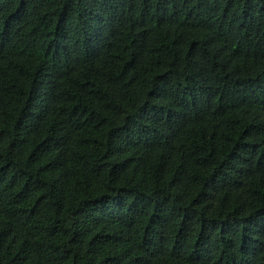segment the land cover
I'll return each mask as SVG.
<instances>
[{"label":"trees","instance_id":"1","mask_svg":"<svg viewBox=\"0 0 264 264\" xmlns=\"http://www.w3.org/2000/svg\"><path fill=\"white\" fill-rule=\"evenodd\" d=\"M0 264H264V0H0Z\"/></svg>","mask_w":264,"mask_h":264}]
</instances>
